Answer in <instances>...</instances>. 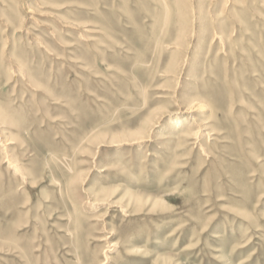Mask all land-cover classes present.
<instances>
[{
    "label": "rangeland",
    "instance_id": "1",
    "mask_svg": "<svg viewBox=\"0 0 264 264\" xmlns=\"http://www.w3.org/2000/svg\"><path fill=\"white\" fill-rule=\"evenodd\" d=\"M0 264H264V0H0Z\"/></svg>",
    "mask_w": 264,
    "mask_h": 264
},
{
    "label": "bare ground",
    "instance_id": "2",
    "mask_svg": "<svg viewBox=\"0 0 264 264\" xmlns=\"http://www.w3.org/2000/svg\"><path fill=\"white\" fill-rule=\"evenodd\" d=\"M181 123H182V120H180V121L178 120V122H177L178 126H181ZM197 133H199V132H197ZM197 133H196V134H197ZM111 246H115V244H112ZM107 256H108V255H107Z\"/></svg>",
    "mask_w": 264,
    "mask_h": 264
}]
</instances>
